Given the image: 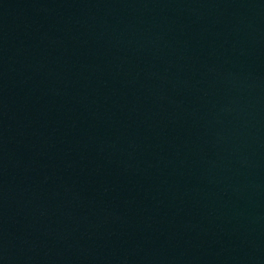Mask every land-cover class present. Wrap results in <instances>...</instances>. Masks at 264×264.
<instances>
[{
    "label": "water",
    "instance_id": "1",
    "mask_svg": "<svg viewBox=\"0 0 264 264\" xmlns=\"http://www.w3.org/2000/svg\"><path fill=\"white\" fill-rule=\"evenodd\" d=\"M0 264H264V0H0Z\"/></svg>",
    "mask_w": 264,
    "mask_h": 264
}]
</instances>
